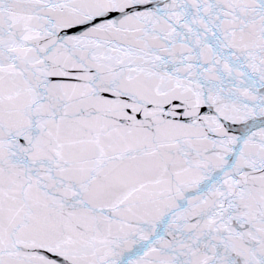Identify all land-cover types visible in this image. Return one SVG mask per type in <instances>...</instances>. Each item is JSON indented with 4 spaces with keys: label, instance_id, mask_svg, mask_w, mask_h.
<instances>
[{
    "label": "snow or ice",
    "instance_id": "obj_1",
    "mask_svg": "<svg viewBox=\"0 0 264 264\" xmlns=\"http://www.w3.org/2000/svg\"><path fill=\"white\" fill-rule=\"evenodd\" d=\"M0 264H264V0H0Z\"/></svg>",
    "mask_w": 264,
    "mask_h": 264
}]
</instances>
